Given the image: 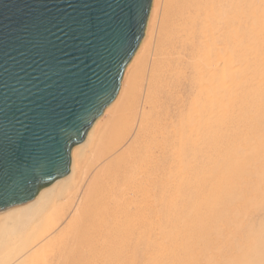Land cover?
Segmentation results:
<instances>
[{"label":"bare ground","instance_id":"6f19581e","mask_svg":"<svg viewBox=\"0 0 264 264\" xmlns=\"http://www.w3.org/2000/svg\"><path fill=\"white\" fill-rule=\"evenodd\" d=\"M70 167L0 210V264H264V0H153Z\"/></svg>","mask_w":264,"mask_h":264},{"label":"water","instance_id":"95a60500","mask_svg":"<svg viewBox=\"0 0 264 264\" xmlns=\"http://www.w3.org/2000/svg\"><path fill=\"white\" fill-rule=\"evenodd\" d=\"M153 0H0V210L71 171Z\"/></svg>","mask_w":264,"mask_h":264}]
</instances>
